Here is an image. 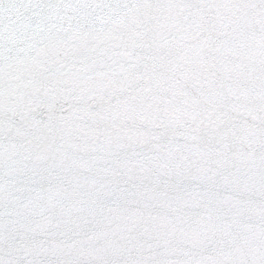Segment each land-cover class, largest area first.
Listing matches in <instances>:
<instances>
[{"label": "snow or ice", "instance_id": "obj_1", "mask_svg": "<svg viewBox=\"0 0 264 264\" xmlns=\"http://www.w3.org/2000/svg\"><path fill=\"white\" fill-rule=\"evenodd\" d=\"M0 264H264V0H0Z\"/></svg>", "mask_w": 264, "mask_h": 264}]
</instances>
